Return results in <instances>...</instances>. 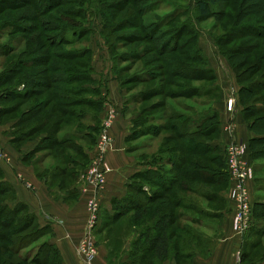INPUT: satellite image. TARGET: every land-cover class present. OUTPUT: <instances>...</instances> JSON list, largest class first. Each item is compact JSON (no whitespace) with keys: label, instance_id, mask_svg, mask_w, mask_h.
<instances>
[{"label":"rangeland","instance_id":"374dc122","mask_svg":"<svg viewBox=\"0 0 264 264\" xmlns=\"http://www.w3.org/2000/svg\"><path fill=\"white\" fill-rule=\"evenodd\" d=\"M12 1L15 2L16 0ZM93 1L94 0L90 1V3L92 4ZM197 1L198 0H101L100 3H96L95 1L94 6L92 5V8L90 7L92 10L94 9L96 11L95 15L89 14L93 12H90L89 9H87V17L85 21L83 20L82 22L76 16L72 17L71 19V21L74 22L75 20L78 22L80 21L83 25L82 27L86 28L88 31L87 36H85L81 43L63 48L59 47L58 49H44L46 51L50 50L49 53L51 54L54 52L60 54V51L63 50H70L73 52L86 48L87 46L88 48H91L93 52L87 57V59L93 62L95 68V77H101L99 82H103L104 85L103 87L98 82L99 92L93 97L96 100L104 101L105 99V101H107L109 99H106L107 93H105L103 89H108V86H106L108 83L105 79L107 77L110 78V76L118 77L120 80H118V82H120V92L123 102L122 106H124L122 111L125 116L130 119L128 134L131 132V130L135 133L134 139L132 138L130 142H126L128 144L127 146L134 148L131 153L134 155L135 161H137L139 164H149L151 161L156 162L157 160H162V157H175V154L170 152L171 148L175 145L182 144V141L177 140V132H174L170 129L167 131L157 130V132L150 135L146 134V128L153 127L156 130L157 126H162V124L166 122H175L180 124L178 121H168V115L172 112L184 113L186 112L185 108H187V106H190L193 109L191 114H200L209 111L208 114L210 118L213 117L214 111L218 112L220 122L223 126L228 123L229 119V117L226 116V111H223V106H226V97L229 96V98L232 97L235 99L233 111L230 113L234 114L235 110L240 107V105L237 103L238 99L239 102L241 101L240 98H238L239 85H237L238 82L236 79V74L245 73V71L248 69V72L245 76V79L247 80L246 83H251L252 81L259 80L260 78L264 79V30H260V34L258 35L257 33L255 34L256 29L250 28L252 30L249 31L244 27L249 24H256L258 27H264V0H216L215 5L208 6L209 13L205 16H202L200 13L198 14L197 6L195 5ZM143 2L145 3L142 4ZM155 3L156 5L153 7V9L145 13L143 17L137 15L136 9L138 6L142 4V9L149 6V4L151 5ZM4 6H10V4ZM4 6L1 10L2 13H0V73L3 71V67L5 65L8 64V67L11 63L17 61L21 52H25L31 48L28 37L24 43H21L19 40H16L19 38V36H21V34L17 33L16 31L11 34L12 29L9 30L8 28L4 31V26L2 25L7 22L17 24L19 23L17 20H19L22 15L34 13L33 8L27 7L26 4H18L17 7L8 11H3L5 8ZM106 6L113 7L114 10L112 11L110 8L105 9ZM175 6L176 8L178 6L185 7V9L188 10V13L183 14L176 22L166 21L165 18L173 13ZM79 7V4L69 5V9H79ZM63 10L64 7L55 9L54 12L48 16H39L37 20L35 18L34 22L36 23L37 27L40 28L43 26L45 27L48 24L62 26L64 22H60L59 20L62 16L60 14L63 12ZM240 12H242L243 16L239 19L238 14ZM104 14H107L108 16H104ZM109 15L113 16L112 20L106 18H109ZM188 18H191L195 22L194 28L197 30L192 32L186 27L188 31H185L183 36L180 38L178 45L179 48L177 49L181 51H175L174 53L170 54L168 51L172 45L167 44L165 47L167 52H165L166 55H160L159 50L161 49L162 45L165 42H169L171 38H174L176 24L184 23L188 21ZM164 24L165 26L162 27ZM126 25L127 27L124 28L123 26ZM112 26H115L114 30L112 29ZM150 26L152 28H150ZM239 26L244 27V29H242V34H238L236 32L234 33V29ZM106 28H110L111 30ZM103 32L105 33V36H101V33L103 34ZM149 32H152L150 36L154 35L156 37L155 39L151 40V43L147 42L146 39L149 36ZM5 33L9 34V36ZM28 36L30 38L31 35ZM50 36L53 37V35ZM123 37L126 38L124 39ZM54 38L57 40L58 36L56 35ZM108 38L112 39V51H110L106 45L108 44ZM126 39H129L128 43H125ZM6 46L11 48L16 47V53L5 57L4 51ZM198 46L202 49V53L204 54V56H199L202 60L199 57H196L197 55L202 54L201 50L199 49L197 53L194 52L195 47ZM239 49H241L243 52L242 56L236 53V51ZM228 51L231 53L229 54L230 56L235 55V64L240 66V62L244 61V59H247V65L239 68L238 71H235L227 60L228 55H225V53ZM41 54L44 53L41 52ZM134 54L139 55L141 58L132 59L131 61H126L124 59L125 57H129L131 59L132 55ZM28 55H25V57ZM10 59L12 60L10 61ZM176 60H179L178 62L182 63L183 67L178 66V68H174L173 63ZM51 62L58 65L63 64L64 61L54 58L51 60ZM79 62H82V60L80 59L79 61L78 59L75 61V63ZM162 64L165 67H162ZM255 64L259 65L260 67H255L254 73H251L249 68ZM113 65L115 68L114 70L112 67ZM205 69H207L206 74H204L205 72L203 71ZM176 70L180 71V75L183 77L182 79L176 77ZM41 71L42 69L38 70V72ZM211 71L213 75L209 73ZM137 75H146L147 80L143 82L138 80L131 82L132 78ZM211 76H215L216 78H212ZM177 82L183 83L184 87L194 89L197 91L196 93L198 95L203 97L197 96V98L193 96L191 99H172L171 97L164 98L162 97V94L160 95L155 93L148 96L147 99L145 97L142 102L135 101V98L136 100L139 99H137V97H139L140 94L151 93L153 90H159V92H162V88L168 92H178L179 89L177 87ZM213 85L219 88L218 93L215 92L210 97H205V91L211 89ZM262 95L264 96V93H262L260 96ZM86 96L90 97L89 94ZM221 99L223 101H221ZM16 102L17 101L8 103L5 106L6 108H10L11 106L15 105ZM162 104H165L166 106L168 105V107L165 106L162 108ZM251 104H256V106H264V98L258 102H256L255 99H252L249 102L247 101V105ZM96 108L93 107L87 110L95 114L98 112L95 111ZM111 111L114 113V118L111 126L109 127L110 134L118 118V109L113 104H109V102L106 104L103 102L102 110L100 109L99 114V117L102 115V117H100L101 121L99 124V130L94 134L92 133L94 137L97 138V140L99 139L102 131H104V123L108 120ZM186 113L188 114V112ZM204 115L196 117V119H203ZM18 117V114L4 115L0 117V132L2 130V133H0V149L7 155V160H5V163L8 164L11 162L10 157L12 154L9 151L7 145H5L6 141L10 140L9 144H11L12 148L16 149V151L27 144H20L19 148L16 147L18 144L14 145V143L11 141L13 138L12 122H14ZM58 117L59 115L57 118ZM44 118L45 116H41L38 118V120L34 121V123L28 125V127L34 124H39L42 122V120H44ZM249 121L250 120L247 119V122ZM54 123L55 122L53 121V124ZM83 124L86 126L84 129L80 130L83 132H87V129L91 126H96L90 121H86ZM6 126H8V128ZM52 126L53 125L50 127ZM256 127L258 132L264 131L263 122L257 124ZM56 131L57 133H55V138H69L71 143L66 146L57 147L54 150L53 157L48 158L43 163H34L36 158H41L40 156H43V152L36 154L38 157L36 155L29 156V162L21 161V157L18 156V162L20 161L21 166L33 168L37 179L46 184L50 194L56 200L63 199L65 203L71 206L78 202L81 196L85 199V195L91 193L89 201L97 197L101 203V199L108 187V176L110 174L107 175V184L102 192H97L94 190V185L91 184L87 178H85L86 171L93 161L96 147H90L89 144L84 140L73 136L75 131H79L76 129V124L74 122L68 126L63 125L61 128L58 127L56 128ZM221 133L222 129L219 136L211 135L202 140L209 142L214 140V142H218L222 149H225L227 144H222L224 140H221ZM45 134H47L45 131L38 133V135L29 139L28 143H32L33 139V141L41 143V139L43 136H45ZM192 143L193 142L188 140V145H191ZM71 146H82L87 151H89L91 154L88 157V160H83L79 154L75 155V153L72 152L74 150L70 151L69 148ZM256 146L257 147L255 150L258 149L260 151L259 154L261 157L256 160H252L249 155V160L253 161L254 165L256 164L254 200L255 204L257 205L255 206L254 220L264 222V145L257 144ZM112 151H114V149L110 150L106 154V159L108 154ZM12 152L14 151L12 150ZM63 152L71 154L73 158L77 160V162L72 164L67 163V160L60 161V158L63 156ZM206 166L208 170H211V172H217L219 170L217 166L211 163L207 164ZM146 167L147 165L142 166V169L144 170ZM189 167L190 166H187V168ZM166 169L168 171L167 178L172 179L173 181V196L170 194V192L165 194L167 200L171 203H169L171 207H167V210L174 211L176 214H183V220H180L178 224L190 226V223L184 221L186 217L200 218L208 224L214 222V224L218 227L227 221L226 213H228L227 207L229 208L227 198L230 189L229 181L227 182L226 180L223 185H220L221 182H219L218 185H211L207 183L208 180L210 181V179L212 180L213 178L215 181H219V178L217 176L212 177L210 172L200 171L201 176L203 177L202 180L192 179L191 176V180H188L186 177L177 174L175 169H172L171 166L167 165ZM189 170L190 175L196 176L194 172L193 174L191 173L192 171L198 169L189 168ZM154 178L157 179L156 177ZM142 181L143 183L152 186L150 194L147 195H151L153 190H160V194H157V196H152V194V197L147 196L145 198L140 193H136L135 196L137 206L119 215L114 221L103 214V207H101V210L99 211L100 213L96 214L98 217V228H94L91 231L87 229V225L92 213L90 212L88 206L89 201L87 202L86 199V220L84 230L82 231L80 238L74 239L73 242L76 244V249L82 247V240H87L85 247H89L90 244L93 245L95 248V255L91 264L100 263L99 257L100 252L102 251H104L106 254L105 261L103 260V263L105 264H123L130 261L129 255L131 253V247L133 243L139 238L144 237L146 231L151 230L154 220L156 218L158 219L157 216H159V214L162 212H159V210L164 206V202L160 200V197H162V189L160 186L156 185V182H153L154 180H138V182ZM27 186L32 188L29 184H27ZM143 187H145L144 189L147 190L149 186ZM184 188H186V191L183 190ZM199 191L201 193L207 191L214 192L217 195H220L223 198V201H219L217 198H215L217 200L213 202L206 201L205 198L199 194ZM177 196L192 202L193 204L197 205L198 208L216 212L215 214L218 216L216 215L217 217L215 216L213 218H206L199 216L190 209L186 210V208H177L176 204L179 200V198H176ZM1 201L2 199H0V202ZM180 205L183 204L180 202ZM144 210L146 211L144 218L137 220V215H142ZM220 212L222 213L221 217H219ZM178 224H175L170 228V232L173 231L176 233V235H174V237L171 239L174 252H177L176 246H178V244L176 243L178 238L175 239V236H178V233H182L185 237L189 238L194 245H197L198 248L206 247L201 244L199 245L198 241L194 237L188 236V234L186 235V233L181 229L180 226H178ZM193 226H195V230L198 229V231L202 232L200 229L202 228L201 226ZM0 230H2L1 227ZM9 232L11 233V231ZM25 235H27V233H25ZM247 235L248 232L245 237ZM260 239L258 240L260 241ZM43 240L39 241V243L43 242ZM35 243H31L26 248L18 249L15 247L17 244L16 236L12 235L11 239L6 238L5 242H0V244L7 246L9 248L8 250H11L12 252H8V255L5 258H0V264H10L11 260H20L21 263L19 264H23L22 257L31 248L37 246ZM145 245H147V243ZM263 250L264 245H262V247L253 253L251 259L252 263L255 262L254 264H257L261 260H263L262 262L264 263V253H262ZM143 254L144 256L142 257L143 259H141V264H162V261L156 259L154 254L148 252L147 249L144 250ZM8 259H10V261L6 263ZM79 261L82 264H88L84 262L85 260L80 256ZM53 263L57 264L55 261Z\"/></svg>","mask_w":264,"mask_h":264},{"label":"trees","instance_id":"16d2710c","mask_svg":"<svg viewBox=\"0 0 264 264\" xmlns=\"http://www.w3.org/2000/svg\"><path fill=\"white\" fill-rule=\"evenodd\" d=\"M90 1L92 0H16L15 2L12 0L0 1V13H2L1 10L3 9V6L8 4H10V6H4L5 8L3 11L14 9L18 6V4H26L27 7L33 8L34 10L33 14L29 13L22 15L20 19L17 20L19 22L17 24L7 22L2 25L4 26V31L8 28L9 30L12 29L11 34L14 31L21 34V36L16 39L19 40L21 43H24L28 37L31 48L29 50H26L25 52H21L18 56V60L16 62L11 63L8 67V64L5 65L3 67V71L0 73V117L10 114L19 115V117L16 118L14 122H12V143H14V145L18 144L16 147H19L20 144L28 143L29 139H31L33 136L38 135V133H42L44 131L47 132V134L42 137L41 143H38L37 147H35V150L26 156L28 158L29 156L38 154L40 152H43V156H41V158L43 157L42 159L50 157L52 158L54 155V150L57 147L69 145L71 143L69 138H55L54 136L55 133H57L56 128H61L63 125L68 126L72 124V122L76 124V129L79 130L73 133L74 137L84 140L89 144L90 147L95 146L97 142V138L94 137L93 134L99 130V124L101 121L99 114L100 109L102 110L103 100H96L95 98H93L99 92V87H96L98 85V82L95 79V68L93 62L87 59V57L91 55L93 50L91 48H88V46L86 48L73 52L70 50H63L60 51L61 53L58 52L60 54H57L55 52L51 54L49 53L50 50H44L47 48L58 49L59 47L63 48L66 46H72L75 44H79L84 40L85 36H87L88 33L87 29L82 27L83 25L80 21L78 22L77 20H75L74 22L71 21V19L72 17L76 16L82 22L83 20L85 21L87 17V9H89L90 12H93L89 14L95 15L96 11L94 9V11L91 9L92 5L94 6L95 1L96 3H100L101 0H94L92 4L90 3ZM144 3L145 2H143L142 4ZM215 3L216 0H198L195 3V5L197 6L198 14L200 13L202 16L207 15L209 13L208 6H213L215 5ZM75 4H79V9H69V5ZM141 5L138 6L136 10L137 15L143 17L145 13L153 9L156 3L151 5L149 4V6L142 9ZM60 7H64L63 12H61L60 14L62 16L59 20L60 22H64L62 26L48 24L45 27L43 26L42 28L37 27L36 23L34 22L35 18L37 20L39 16H48L52 12H54L55 9H59ZM109 8L112 11L114 10L113 7H105V9ZM185 13H188V10H186L185 7L178 6L176 8L175 6L173 13L167 16L165 20L176 22ZM104 16L108 15L104 14ZM242 16L243 14L242 12H240L238 14V18L240 19ZM106 18L112 20L113 16L109 15V18ZM191 20V18H188V21L181 24H176V28L174 30V38H171L169 42H165L162 45L161 49L159 50L160 55H166L167 52L165 47L167 44L172 45L170 50L168 51L170 52V54L174 53L175 51H181L177 49L179 48L178 45L180 38L183 36L185 31L187 32V29L192 32L197 30H195L194 28L195 22ZM164 26L165 24L162 25V27ZM112 27V29L114 30L115 26ZM123 27L126 28L127 25ZM244 27L246 30L249 31L252 30L250 28L256 29L255 34L257 33L258 35L260 34V30H264V27H258L256 24H249ZM244 27H236L234 29L235 31L233 32L242 34V29H244ZM150 28L152 27L150 26ZM106 29L111 30L110 28ZM150 34H152V32H149V36L148 38H146L147 42L149 43H151V40L156 38L154 35L150 36ZM7 35L9 36V34ZM28 35H31L30 38ZM50 35H53V37H51ZM56 35L58 36L57 40L54 38ZM101 36H105V33H101ZM123 38L125 39L126 37ZM128 40L126 39L125 43H128ZM107 41L109 46L108 44L106 45L109 50L112 51V39L108 38ZM15 49L16 47L11 48L9 46H6V49L4 51L5 57L11 56L16 53ZM199 49L202 53V49L199 46L195 47L194 52L197 53ZM41 52H43L44 54H41ZM236 53L242 56L243 52L241 51V49H239L238 51H236ZM229 54H231L230 51L225 53L226 56L228 55L227 60L229 64L235 71H238L239 68H242L247 65V59H244V61L240 62V66H238L234 62L235 55L230 56ZM25 55L28 56L25 57ZM199 56H204V54H199L196 57ZM54 58H58V60H63V64H53L51 60ZM138 58L141 57H139V55L134 54L132 55L131 59L129 57H125L124 59L126 61H131L132 59ZM199 58L201 59V57ZM78 59L79 61L81 59L82 62L75 63V61H77ZM11 60L12 59H10V61ZM178 61L179 60H176L173 63L174 68H178V66L183 67L182 63ZM163 66L164 65L162 64V67ZM257 66L260 67L259 65L255 64L249 68V71L251 73H254L255 67ZM112 67L114 70V65ZM39 69H42V71L38 72ZM203 71L205 72L204 74L207 73V69ZM247 72L248 69L245 71V73L236 74V79L238 82L237 85H239V93H237L239 96L238 98H240L241 101L239 102L238 99L237 103L240 105V107H242L241 114L244 120L246 122L247 119L250 120L249 122H247L249 124L250 131L256 135V137L252 138L249 141V145H246V157L254 170V179L252 180L254 184L256 164L254 165V162L249 160V155L252 160H256L261 157V155L259 154L260 151L258 149L255 150V148L257 147V144L264 145V131L258 132L256 126L261 122L264 123V106H256V104L247 105V101L249 102L252 99H255V101L258 102L264 98L263 95L260 96L262 93H264V79L260 78L259 80L252 81L251 83H246L247 80L245 79V76ZM209 73L212 74V71ZM175 74L176 77H179L181 79L183 78L182 75H180L179 70H176ZM211 77L216 78L215 76ZM116 78L117 80H119L118 77ZM146 78V75H137L132 78L131 82L135 80L143 82L147 80ZM215 85H213L211 89L205 91V97H210L215 92L218 93L219 88ZM177 87L179 89L178 92L172 93L162 88V92H159V90H153L151 93L140 94L141 96L139 95V97H137V99H139L136 100L135 98V101L142 102L145 97L147 99L148 96L153 95L155 93H158L160 95L162 94V97L164 98L171 97L172 99H191L193 98V96H200L196 93L197 91L188 87H184V84L181 82H177ZM87 94H89L90 97H87ZM15 101H17L15 105L11 106L10 108H6V104ZM221 101L223 100L221 99ZM165 106V104H162V108ZM93 107H97L95 111L98 112L95 114L87 110ZM166 107H168V105ZM185 111L188 112V114L186 112H172L168 115V121H178L180 122V124L175 122H166L162 124V126H157L156 130L153 127L146 128V134L150 135L157 132V130L167 131L170 129L174 132H177V140L182 141V144L175 145L171 148L170 152L174 153L175 157H162V160H157L156 162L151 161L149 164H140L141 170L130 179L129 184L127 185L126 196L121 200H116L113 202L112 213H107L103 211V214H105L106 217L114 221L119 215L137 206L135 196L136 193H140L145 198L147 196L152 197L155 195L157 196V194H160V190H153V195L151 194L152 196L147 195L150 194L152 186L143 183V181L138 182V180H154L153 182H156V185L160 186V188L162 189V197H160V200L164 202V206L161 208L162 210H159V212H162L159 214V216H157L158 219L156 218L154 220L151 230L146 231L144 237L139 238L136 242L133 243L131 247V253L129 255L130 261L123 264H141V259H143L142 257L144 256L143 252L146 249L148 252L153 253L154 257L159 261H162V263L166 261L171 255H175L177 256V258L184 259L185 262H187L186 258L191 257L193 254L192 248L195 245L189 238L185 237L182 233H178V236H175V239L178 238L176 243L178 244V246H176L177 252L173 251L171 239L174 237V235H176V233H174L173 231L170 232V228L173 225L178 224L180 220H183V214H176L174 211L167 210V207L170 208L171 206L169 205L170 202L167 200L165 194L167 192H170V194L172 195L173 193V181L172 179L167 178V165L171 166L172 169H175L177 174L186 177V179L188 180H191V177L192 179L202 180L203 177L201 176L200 171H204L210 172L212 177L217 176L219 178V181H215L213 178L212 180L210 179V181L208 180L207 183L211 185H218L219 182H221L220 185H223L226 180L230 183L229 175L227 172L224 149L220 147L218 142H214V140L210 142L202 140L206 139L211 135H220L222 124L220 122L218 112L214 111L213 117L210 118L208 114L209 111L200 114H191L193 109L190 106H187V108H185ZM58 115L59 117L57 118ZM203 115V119H196V117ZM41 116H45L42 122L28 127V125L34 123V121L38 120V118H40ZM53 121L55 122L54 124ZM86 121H90L96 126L89 127L87 129V132L80 131L86 127L83 124ZM51 125L53 126L50 127ZM134 137L135 133L131 130V132L126 138V141L130 142L132 138L134 139ZM188 140L193 143L191 145H188ZM222 144L224 145L225 143L223 142ZM69 149L70 151L74 150L72 152L75 153V155L79 154V156L82 157L83 160H88V157L90 156L89 151H87L82 146H71ZM133 149L134 148H131L130 150L132 151ZM62 155L63 156L60 158V161L67 160V163L72 164L77 162V160L73 158L71 154L63 152ZM209 163L217 166L219 170L217 172H211V170H208L206 165ZM145 165H147V167L143 170L142 166ZM187 166H190V169H198L192 171L191 173L193 174L194 172L196 176L190 175V170L189 168H187ZM154 177H156L157 179H155ZM143 186L149 187L147 188V190H145V187ZM183 190L186 191V188H184ZM251 193L253 196L252 191ZM199 194H201L202 197L209 202H213L217 199L219 201H223V198L214 192L207 191L201 193L199 191ZM176 198L178 199L179 197L177 196ZM0 199H2V201L0 202V227L2 229L0 230V242H5L6 238L11 239L12 235L16 236L17 238V244L15 247L18 249L26 248L31 243L36 242L35 245L37 246L31 248L22 257L23 264H54V261L57 262V264H62V255L56 245L48 241H43L39 243V241L43 240L46 236L52 234L51 225H41L38 217L35 213L30 210V207L27 204L18 201L14 187L9 182L5 181L4 171L1 166ZM180 202L183 205H180ZM256 205L257 204H255V200L253 199V219L255 216L254 214ZM176 207L180 209L186 208V210L190 209L194 213H197L199 216L206 218H213L217 215L215 214L216 212L198 208L197 205L183 198H179ZM227 209V212L231 214V206H229V208L227 207ZM145 213L146 211L144 210L142 215H137V220L143 219ZM221 216L222 213L220 212L219 217ZM184 221L190 223V226H186L183 224H178V226L181 227V229L186 233V235L188 234V236L194 237L200 245V243L203 242L205 236L203 233L198 231V229L195 230V226L193 225L201 227H210V224L203 221V219L196 217H186ZM256 222L257 221L254 220L253 224L255 225ZM252 226L250 229H252ZM9 231H11V233ZM25 233H27V235H25ZM146 243L147 245H145ZM8 249L9 248L7 246L0 244V258H5L8 255V252H12ZM9 261L10 259H8L6 263H8ZM19 263H21L20 260H11L10 262V264Z\"/></svg>","mask_w":264,"mask_h":264},{"label":"crops","instance_id":"0c3cea01","mask_svg":"<svg viewBox=\"0 0 264 264\" xmlns=\"http://www.w3.org/2000/svg\"><path fill=\"white\" fill-rule=\"evenodd\" d=\"M95 79L99 82L101 77L97 76ZM105 80H107L108 84L106 86H108V89H103L107 93L106 99H109L107 101L104 99L103 102L105 104L109 102V104H113L118 109V118L111 130L114 151L107 156V161L113 168V172L108 176V187L101 199L103 211L112 213L113 202L126 196L127 185L130 179L141 170V165L135 161L134 155L130 151L131 147L127 146L126 138L129 132L130 119L122 111L124 106H122L119 82L113 76L107 77ZM99 84L104 87L103 82H99ZM99 84L96 87H99ZM226 98L228 99L229 96ZM223 107V111H226V116L230 120L228 119V123L222 126L221 140H224L226 144L231 141H237L249 145V141L256 135L250 131L249 124L244 120L241 114L242 107H238L234 114L228 112L225 105ZM230 125H232V130H229ZM6 127L8 128V126ZM0 133H2V130ZM9 141H6L5 145H7L12 154L10 157L11 162L9 164L0 162V166L4 171L5 181L14 187L18 201L30 207V210L38 217L41 225H51L52 234L44 238L43 241H48L59 248L63 260L62 264H82L79 261L76 244L73 240L80 238L84 230L86 220L85 201L86 199L87 202L89 201L91 193L85 195V199L81 196L78 202L71 206L65 203L63 199L56 200L50 194L46 184L37 179L33 168L21 166L20 161L18 162V156L21 157V161L29 162L30 157L26 156L35 150L38 142L27 143V146L24 145L16 151L9 144ZM47 159L36 158L34 163H43ZM27 184L32 188L28 187ZM250 189L254 197L253 182L250 183ZM230 204L229 201V206ZM226 219L227 221L219 225V227L212 222L210 227L200 228L201 233L205 236L200 244L206 247L198 248L195 245L192 248V256L186 258L187 262L184 259L177 258L175 255H171L162 264H254L255 262H251L253 253L264 245V237H262L264 236V222L257 221L244 238L234 234L232 214L226 213ZM262 253H264V250ZM105 256L104 251L100 252L99 264H105L103 263ZM262 261L257 264L263 263Z\"/></svg>","mask_w":264,"mask_h":264},{"label":"built area","instance_id":"2783aa9c","mask_svg":"<svg viewBox=\"0 0 264 264\" xmlns=\"http://www.w3.org/2000/svg\"><path fill=\"white\" fill-rule=\"evenodd\" d=\"M234 100L232 97L226 100L228 112L233 111ZM113 118L114 113L111 111L108 120L104 123V131H102L96 142L93 161L85 174V178L94 185V190L97 192H102L105 189L107 175L113 172V168L106 159V154L114 149V142L109 133ZM229 130H232V125L229 126ZM224 152L230 180L227 198L231 203L233 231L237 236L245 237L254 223L253 196L250 189V183L254 179V170L246 157L247 147L244 143L231 141L226 145ZM6 158L7 155L0 149V162L5 163ZM88 206L92 215L89 218L87 229L91 231L94 228H98V217L96 214L100 213L102 206L97 197L91 199ZM81 243L82 247L77 249V253L85 260L84 262L91 264L94 260L95 248L92 244L89 247H85L87 240H82Z\"/></svg>","mask_w":264,"mask_h":264}]
</instances>
